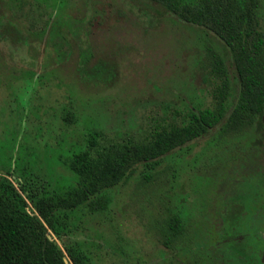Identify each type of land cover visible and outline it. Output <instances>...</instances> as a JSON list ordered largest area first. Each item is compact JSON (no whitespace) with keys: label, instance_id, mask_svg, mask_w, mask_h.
I'll list each match as a JSON object with an SVG mask.
<instances>
[{"label":"rangeland","instance_id":"obj_1","mask_svg":"<svg viewBox=\"0 0 264 264\" xmlns=\"http://www.w3.org/2000/svg\"><path fill=\"white\" fill-rule=\"evenodd\" d=\"M0 10V25L20 34L13 42L0 28V176L35 201L75 187L69 161L91 136L100 146L138 142L166 123L181 125L190 110L213 108L220 80L209 62L213 51L224 55L222 43L159 5L0 0ZM47 21L56 25L51 33ZM98 62L105 72L92 77ZM256 157H264L262 128L221 134L218 126L168 153L155 170L136 166L126 183L105 192L104 212L79 207L56 217L67 216L86 264H211L206 257L222 253L226 243L217 235L223 227L217 213L232 180L255 169ZM171 214L184 233L166 248L162 230Z\"/></svg>","mask_w":264,"mask_h":264},{"label":"trees","instance_id":"obj_2","mask_svg":"<svg viewBox=\"0 0 264 264\" xmlns=\"http://www.w3.org/2000/svg\"><path fill=\"white\" fill-rule=\"evenodd\" d=\"M148 1L159 5L175 21L196 26L222 43L224 55L213 51L209 62L210 74L220 80L213 108L190 110L181 125L166 123L138 142L100 146L96 134L91 136L69 161L75 187L56 198L44 194L35 201L33 193L18 189L6 176H0V264H86L87 257L72 243L67 216L57 218L56 214L65 211L70 215L79 207L92 215L104 212L109 203L105 192L126 183L136 166L155 170L168 153L218 126L221 134L242 133L254 124L264 130V34L258 29L259 0ZM48 23L44 26L51 33L56 25ZM0 28L12 36L13 42L20 36L7 24ZM83 55L85 63L88 53ZM103 68V62L96 63L91 76L105 72ZM164 222L162 244L171 248L184 227L176 214ZM48 235H54L62 246Z\"/></svg>","mask_w":264,"mask_h":264},{"label":"flooded vegetation","instance_id":"obj_3","mask_svg":"<svg viewBox=\"0 0 264 264\" xmlns=\"http://www.w3.org/2000/svg\"><path fill=\"white\" fill-rule=\"evenodd\" d=\"M256 159L255 169L233 178L231 193L217 213L223 224L217 235L226 243L222 253L206 257L211 264H264V157Z\"/></svg>","mask_w":264,"mask_h":264},{"label":"water","instance_id":"obj_4","mask_svg":"<svg viewBox=\"0 0 264 264\" xmlns=\"http://www.w3.org/2000/svg\"><path fill=\"white\" fill-rule=\"evenodd\" d=\"M262 121H263V123H264V112H263V116H262ZM48 238L51 239V237H50L49 235H48ZM64 262L67 263V260L64 259Z\"/></svg>","mask_w":264,"mask_h":264}]
</instances>
